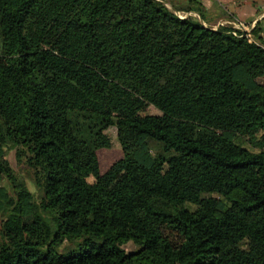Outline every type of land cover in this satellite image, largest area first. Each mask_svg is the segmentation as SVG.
<instances>
[{"label": "trees", "instance_id": "trees-1", "mask_svg": "<svg viewBox=\"0 0 264 264\" xmlns=\"http://www.w3.org/2000/svg\"><path fill=\"white\" fill-rule=\"evenodd\" d=\"M175 9L205 17L201 0H0V155L44 192L8 190L0 160V264H264L261 26ZM109 126L121 155L101 170L88 139Z\"/></svg>", "mask_w": 264, "mask_h": 264}, {"label": "rangeland", "instance_id": "rangeland-1", "mask_svg": "<svg viewBox=\"0 0 264 264\" xmlns=\"http://www.w3.org/2000/svg\"><path fill=\"white\" fill-rule=\"evenodd\" d=\"M166 4L173 8L175 5L184 6L188 3V0H164ZM213 1V0H212ZM202 2V0H201ZM203 3V2H202ZM224 3V2H223ZM214 0L213 6L208 8L210 12L204 10L205 18L203 19L199 13L195 11H184L177 10L175 11L181 15L185 16L188 14L196 15L201 19V21L212 27H217L220 24H229L234 27H238L236 23V18L229 11L225 10L228 4ZM230 5L232 4L229 3ZM260 4V3H259ZM224 5V6H223ZM205 7V6H204ZM210 15V18L207 16ZM251 22V21H250ZM253 27V26H252ZM252 29V28H251ZM251 29H248L247 32H250L251 37L253 38V33ZM49 41V40H48ZM47 41V42H48ZM46 42V43H47ZM261 81H264V76L259 78ZM159 110L152 104H148L140 110L141 114L144 113H156ZM97 153L100 168L104 170L107 166L116 158L121 155V147L117 139L116 127L109 126L106 129L99 130L95 134H93L89 139ZM0 160L3 161L7 165V174L3 178L2 183L4 186L10 190L15 191L17 189V184L23 185L29 191L30 197L34 199L36 202L39 201L43 196V182L41 172L38 171L35 167L28 164L24 159L20 160L15 155V150L13 148H8L6 151L0 155ZM93 175L90 176L92 180ZM123 187V182L120 178H118L112 185L113 192L118 193ZM46 217L51 219L52 211H46ZM127 249L134 247L133 243L128 242L125 244Z\"/></svg>", "mask_w": 264, "mask_h": 264}, {"label": "crops", "instance_id": "crops-1", "mask_svg": "<svg viewBox=\"0 0 264 264\" xmlns=\"http://www.w3.org/2000/svg\"><path fill=\"white\" fill-rule=\"evenodd\" d=\"M214 1V0H213ZM212 0H202L203 5L205 6V11L210 12L208 8L213 6ZM220 3L224 2L228 4L225 10L231 12L234 15V18L244 20L247 22L253 21V26L260 24L261 31L260 33L264 37V0H216ZM232 4L230 5L229 3ZM223 3V4H224ZM260 3V4H259ZM210 18V15L207 18ZM205 18V17H204Z\"/></svg>", "mask_w": 264, "mask_h": 264}, {"label": "built area", "instance_id": "built-area-1", "mask_svg": "<svg viewBox=\"0 0 264 264\" xmlns=\"http://www.w3.org/2000/svg\"><path fill=\"white\" fill-rule=\"evenodd\" d=\"M236 23L238 24L237 25L238 27H234V26L233 27L235 29H239V30L245 31L246 35L251 38V34H250V32H247V30L252 28V26L254 24L253 21L247 22V21H244V20L237 19ZM233 32L236 33V30H234Z\"/></svg>", "mask_w": 264, "mask_h": 264}]
</instances>
